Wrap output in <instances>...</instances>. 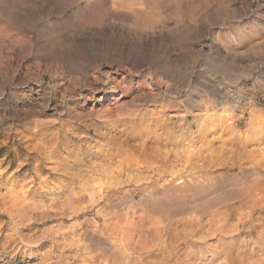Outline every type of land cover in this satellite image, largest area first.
I'll list each match as a JSON object with an SVG mask.
<instances>
[{
  "label": "rangeland",
  "instance_id": "1",
  "mask_svg": "<svg viewBox=\"0 0 264 264\" xmlns=\"http://www.w3.org/2000/svg\"><path fill=\"white\" fill-rule=\"evenodd\" d=\"M263 159L264 0H0V264H264Z\"/></svg>",
  "mask_w": 264,
  "mask_h": 264
},
{
  "label": "bare ground",
  "instance_id": "2",
  "mask_svg": "<svg viewBox=\"0 0 264 264\" xmlns=\"http://www.w3.org/2000/svg\"><path fill=\"white\" fill-rule=\"evenodd\" d=\"M226 109H229V108H226ZM59 126H60V130H59L60 132L61 130H63V125L59 123ZM44 141L46 140L44 139ZM43 146H44V143H43ZM41 147H42L41 145H40V148L37 147L38 149L36 150L37 151L36 158H40V159L45 158L44 157L45 152L40 151V149H42ZM43 149H45V147ZM32 151L34 152V150ZM49 153L50 151H48V154H47L48 157H49ZM262 166H264V159L261 161L256 160V162H253V166L251 167V169H249L253 171L252 174L244 176V173H245V170H244V172H241L240 175L238 174V179L233 181L232 183L234 184L233 188L230 186L231 185L230 183L227 192L225 193L222 192L217 197L202 201L201 204L198 206V209L194 215L192 216L187 215L184 218V221L179 220L178 222L197 223V222H218V221L222 222L223 221L224 225L229 226V229L233 234L239 236V238L235 239V241H238L241 243H242V241H240L242 239L241 236L245 235L247 237L248 235L249 236L255 235L258 232H262L263 225L261 222L264 221V176L259 175V173L263 171L261 170ZM225 187H224V190H225ZM229 194L236 195V196H234L233 199L231 200H227L226 198H228L227 196H229ZM187 209L195 211V209L192 208L191 205H189ZM242 210H245L246 213L241 212ZM231 220L237 221V223L235 224L229 223V221ZM248 224H251L250 231L244 232L243 229H241V231L239 230V228L241 227L244 228V226ZM262 235L264 237V234ZM253 244H254V248H258L259 250L264 251V239L261 238V236H259L256 241L253 240ZM245 246H247V244H245Z\"/></svg>",
  "mask_w": 264,
  "mask_h": 264
}]
</instances>
